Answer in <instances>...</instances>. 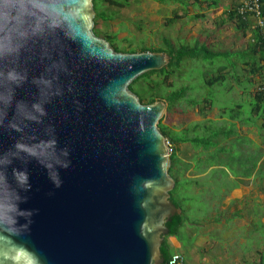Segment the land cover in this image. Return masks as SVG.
I'll return each instance as SVG.
<instances>
[{
    "label": "water",
    "instance_id": "obj_1",
    "mask_svg": "<svg viewBox=\"0 0 264 264\" xmlns=\"http://www.w3.org/2000/svg\"><path fill=\"white\" fill-rule=\"evenodd\" d=\"M93 0H0V264H164L166 102L129 88L163 51H118Z\"/></svg>",
    "mask_w": 264,
    "mask_h": 264
},
{
    "label": "rangeland",
    "instance_id": "obj_2",
    "mask_svg": "<svg viewBox=\"0 0 264 264\" xmlns=\"http://www.w3.org/2000/svg\"><path fill=\"white\" fill-rule=\"evenodd\" d=\"M98 1L104 16L93 24V30L100 37L115 32L113 41L121 48L146 46L168 53L181 44H204L212 52L226 53L185 57L165 79L171 83L167 90L182 86L187 90L170 106L163 99L166 108L161 123L178 136L211 141L208 146L190 141L174 144L180 166L172 196L181 204L185 222L172 236L179 242L171 249L183 253L186 264H264V253L260 254L262 263L260 255L250 253L251 233L235 230L231 219H219L225 196L230 197L241 183L254 182L251 172L261 154L258 141L264 139V128L257 124L260 117L252 112L255 92L264 85V57L260 51L255 56L243 55L252 41L255 20L251 18L246 30L238 28L228 15L233 0H127L124 6ZM221 65L226 66L225 80L207 84L205 78L216 74ZM236 113L239 117H230Z\"/></svg>",
    "mask_w": 264,
    "mask_h": 264
},
{
    "label": "trees",
    "instance_id": "obj_3",
    "mask_svg": "<svg viewBox=\"0 0 264 264\" xmlns=\"http://www.w3.org/2000/svg\"><path fill=\"white\" fill-rule=\"evenodd\" d=\"M104 1H109L111 4H115L118 6H124L127 4V0H104ZM216 2L217 0H214V3ZM98 4H99L98 0H93V5L95 9V16H94L95 24L98 22V19L100 17L104 16L101 10L99 9L100 4L99 5ZM238 5H239V1L233 0L232 3L233 7L228 12V15L230 18L235 20L236 26L238 28L246 30L251 24V18L255 20V17L250 13H247L245 15L240 14L237 11ZM261 16L264 17V0H262V5H261ZM104 19H106V17H104ZM253 27L254 29H253L252 41L249 43L247 51L244 52L243 55L255 56V52L260 51L262 57H264V27H260L258 24H256V20L253 23ZM95 31L97 30L94 29V32ZM115 36H116L115 32L104 34V37L109 41L111 46L118 51H128V52L145 51V50L163 51L160 48L151 49L146 46H141L138 49L121 48L114 43L113 40ZM224 53L225 52H212L204 44H200V45L195 44L193 46L187 44H181L180 46L173 48L171 49V51L168 52L170 56V60L165 66L159 69L148 70L142 73L141 75L137 76L135 79L131 81L129 88L139 97L140 101L144 103H152L160 98V99H166L168 106H170L172 103H174L177 100H180L184 96L187 87L182 86L179 89L167 90L166 87L171 86V83H165V79L168 77L169 74L173 73L180 66L182 60L185 57L212 58L213 55L224 54ZM225 68H226L225 65H221L218 68V72L216 74H213L208 78H205V82L209 85H213L216 82L224 81L226 77L224 74ZM154 74L163 75V78L161 79L152 78L151 76ZM202 100L204 102L209 101L212 103V101L208 100L207 98H203ZM252 102H253L252 112L259 115V117L263 119L261 126L264 128V85L260 86L258 90L255 92ZM237 106L240 107V104H238ZM230 117L237 118L239 117V113L233 114ZM158 126L160 130L163 132V134L167 137L170 143L171 154H170L169 173L175 180V186H174L175 188L177 183L179 182L176 176V171H177L176 168L180 166L179 164L180 159L177 156L176 147L174 146V144H176V142L190 141L196 144H202L204 146H208L211 145V141L206 138H201L198 136L191 138L184 135L178 136L174 134L173 131H170L168 126L161 123L160 120L158 122ZM216 135L217 134H215V136ZM184 167L186 168L187 164L184 165ZM173 189L170 190V199L173 203H175L178 207L181 208V204L179 203V201L172 196ZM184 222H185L184 210L181 208V211L179 213H175L174 215H172L171 220L165 223L169 231L163 236V240L160 245L161 254L164 258V264L167 263L169 257L174 253V251L171 249L170 243L167 240V237L177 235L179 233V228Z\"/></svg>",
    "mask_w": 264,
    "mask_h": 264
},
{
    "label": "crops",
    "instance_id": "obj_4",
    "mask_svg": "<svg viewBox=\"0 0 264 264\" xmlns=\"http://www.w3.org/2000/svg\"><path fill=\"white\" fill-rule=\"evenodd\" d=\"M261 120L263 122L261 117L257 120L258 126L261 125ZM258 144L261 148V154L257 157V162L252 168L251 178L254 182L249 185L241 183L239 187H235L229 193L230 197L225 196L223 203L220 205L223 212L222 217H219L221 222L231 219L234 222L233 228L235 230L246 229L247 233H251L249 235L251 238L260 239L259 242H254L252 239L253 250L250 253L256 255L264 253V139L259 140ZM247 194L251 195L250 198L242 199ZM232 199H234L233 202H231ZM244 239L245 236L242 235L241 241L243 242ZM168 242L171 246H176L179 241L171 236ZM261 256L258 261L260 263L263 260Z\"/></svg>",
    "mask_w": 264,
    "mask_h": 264
},
{
    "label": "built area",
    "instance_id": "obj_5",
    "mask_svg": "<svg viewBox=\"0 0 264 264\" xmlns=\"http://www.w3.org/2000/svg\"><path fill=\"white\" fill-rule=\"evenodd\" d=\"M239 5L237 11L240 14L250 13L255 17L256 24L260 27H264V17L261 16L262 0H238ZM166 264H186V258L181 252H174Z\"/></svg>",
    "mask_w": 264,
    "mask_h": 264
}]
</instances>
